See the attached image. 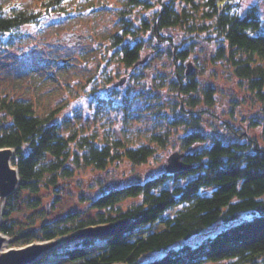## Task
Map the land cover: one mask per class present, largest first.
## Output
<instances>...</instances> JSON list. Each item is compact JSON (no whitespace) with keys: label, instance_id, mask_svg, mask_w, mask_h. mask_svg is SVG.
Masks as SVG:
<instances>
[{"label":"trees","instance_id":"trees-1","mask_svg":"<svg viewBox=\"0 0 264 264\" xmlns=\"http://www.w3.org/2000/svg\"><path fill=\"white\" fill-rule=\"evenodd\" d=\"M62 1L39 0L34 6L11 4L8 9L0 6V35L24 24L37 23L45 13L63 10ZM156 1L150 26L152 35H157L159 40L169 39L161 31L175 26L187 27L195 34L214 33L225 43L218 49V56L225 57L235 75L247 80L256 94L264 98V29L256 6L249 7L242 15L233 0ZM126 2L129 7L133 4L149 6L142 0ZM179 3H184L182 9L176 7ZM196 18L203 22L191 28ZM145 21L143 29H147ZM140 27H133L131 21L123 17L122 36L112 35V45L120 46L118 59L127 67L141 63L142 44L136 39H125L135 35ZM174 50V56L181 61L189 57L186 48ZM186 71L187 68L181 66L175 72L171 79L174 89L185 96L191 106H195L198 99L190 94L200 90L204 102L214 104V88L200 89L195 75ZM57 111L38 114L30 101L0 94V148L14 151L11 162L20 179L17 194L35 195L42 188L55 187L61 178L73 177L81 168L104 170L123 159L140 165L157 151L151 144H130L122 138L103 141L96 134L78 128L63 132L61 123L55 120ZM150 141L163 146L166 140L154 135ZM197 141L203 142L205 137L196 131L189 133L183 137V147L187 149ZM182 154L185 170L175 174L165 171L144 181L112 187L92 199L91 207L97 209L93 218L81 219L73 213L49 223L43 220L38 226L15 228L11 219L16 209L15 196L10 195L0 232L12 237L11 245L17 247L73 236V245L51 250L33 264H40L52 252L60 254L55 264H206L225 259H231L230 264H264V146H259L255 140L225 144L214 138L210 147ZM183 178L187 180L180 184ZM130 198L138 202L123 208L122 203ZM41 201L39 197L29 207L37 210ZM245 211L253 215L205 237L196 245L184 243L174 247L178 241L218 220L229 222ZM119 220H128L129 224L117 234L75 235L87 227ZM156 223L163 225L153 229ZM161 250H164L162 256L140 261L141 256Z\"/></svg>","mask_w":264,"mask_h":264},{"label":"rangeland","instance_id":"rangeland-1","mask_svg":"<svg viewBox=\"0 0 264 264\" xmlns=\"http://www.w3.org/2000/svg\"><path fill=\"white\" fill-rule=\"evenodd\" d=\"M142 1L149 6L133 4L129 7L126 0H64L63 10L45 13L37 23L24 24L0 35V94L30 101L38 114L57 109L55 120L61 123L63 132L78 128L96 134L103 141L122 138L130 144H151L157 150L148 162L140 165L123 159L104 170L78 169L73 177L61 178L55 187L42 188L35 195L17 194L15 189L8 195L15 196L16 209L11 216L15 228L38 226L43 220L49 223L73 213L81 219L93 218L97 209L91 207L90 202L102 192L165 172L167 158L173 152L200 151L210 147L214 138L225 144L255 140L259 146H264V98L256 94L247 80L235 75L225 57L218 56V49L225 43L212 32L195 34L181 26L162 29L161 34L169 39L159 40L150 29L157 1ZM38 2L0 0V6L8 9L11 4L34 6ZM233 2L242 15L249 7L256 6L264 29V0ZM176 7L182 9L184 3ZM123 17L130 20L133 27L141 26L135 35L125 37L142 44L140 60L143 62L130 67L118 59L120 46L112 45V35L123 34ZM144 20L147 29H143ZM202 22L203 19L196 18L190 27L197 28ZM72 34L74 36L67 39ZM75 34L85 39L76 44L79 39ZM174 48L188 49L189 57L181 61L174 56ZM188 64L200 89L214 88V104L207 105L200 90L190 94L198 99V103L191 106L187 98L174 89L171 79L179 67L187 68ZM121 78H125V82L116 85ZM195 131L202 134L205 141H197L185 149L183 137ZM244 134L248 137H243ZM154 135L162 136L165 144L151 142ZM186 180L180 179L179 183L184 184ZM8 196L0 192L3 209ZM39 197L42 200L39 208H30L29 204ZM136 202L137 199L130 198L121 206L126 208ZM252 215L253 212L245 211L229 222L218 220L200 233L178 241L174 247L184 243L196 245L205 237ZM98 225L101 224L94 226ZM162 225L156 223L153 229ZM8 237V249L19 248L11 245L13 238ZM72 237L64 235L46 240L48 252L73 245ZM161 254L163 250L152 251L141 256L140 261ZM59 258V253L52 252L40 264H55ZM230 262L231 259H225L206 264Z\"/></svg>","mask_w":264,"mask_h":264},{"label":"water","instance_id":"water-1","mask_svg":"<svg viewBox=\"0 0 264 264\" xmlns=\"http://www.w3.org/2000/svg\"><path fill=\"white\" fill-rule=\"evenodd\" d=\"M77 38L79 40L75 43L79 44L85 39V36L77 35ZM140 62H143V60ZM190 68L191 66L188 65L187 73L191 72ZM124 82L125 78H121L116 82V85H122ZM13 155L14 151L10 148H0V192L3 196H8L17 189L20 182L17 168L13 166L11 162ZM182 156L183 154L178 151L169 155L167 158L166 170L172 173L185 170L187 166L181 160ZM2 213H0V225L3 222ZM128 223V220H119L98 226H90L80 230L75 235L84 236L87 234L96 237H107L125 230ZM34 243L35 242H32L17 249L5 251L0 255V264H33L50 249L47 248L42 250L43 246H37L34 245Z\"/></svg>","mask_w":264,"mask_h":264},{"label":"bare ground","instance_id":"bare-ground-1","mask_svg":"<svg viewBox=\"0 0 264 264\" xmlns=\"http://www.w3.org/2000/svg\"><path fill=\"white\" fill-rule=\"evenodd\" d=\"M4 211L2 204L0 203V213ZM3 214V213H2ZM10 242V238L0 232V254L4 253L5 251L9 250L8 245ZM48 241L46 242H35L34 245L37 246H43L42 250H45L48 248Z\"/></svg>","mask_w":264,"mask_h":264},{"label":"flooded vegetation","instance_id":"flooded-vegetation-1","mask_svg":"<svg viewBox=\"0 0 264 264\" xmlns=\"http://www.w3.org/2000/svg\"><path fill=\"white\" fill-rule=\"evenodd\" d=\"M72 36H74L73 34H72ZM69 39V38H68Z\"/></svg>","mask_w":264,"mask_h":264}]
</instances>
